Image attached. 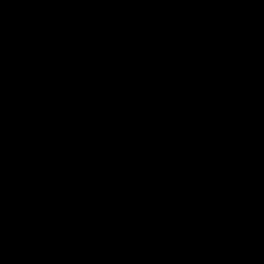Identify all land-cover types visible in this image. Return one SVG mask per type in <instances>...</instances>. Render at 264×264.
I'll use <instances>...</instances> for the list:
<instances>
[{
  "label": "water",
  "instance_id": "1",
  "mask_svg": "<svg viewBox=\"0 0 264 264\" xmlns=\"http://www.w3.org/2000/svg\"><path fill=\"white\" fill-rule=\"evenodd\" d=\"M0 264H264V0H0Z\"/></svg>",
  "mask_w": 264,
  "mask_h": 264
}]
</instances>
